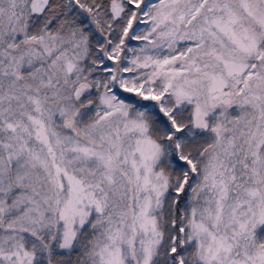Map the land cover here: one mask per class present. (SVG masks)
<instances>
[{"label":"rangeland","instance_id":"obj_1","mask_svg":"<svg viewBox=\"0 0 264 264\" xmlns=\"http://www.w3.org/2000/svg\"><path fill=\"white\" fill-rule=\"evenodd\" d=\"M48 1L0 0V264H264V0Z\"/></svg>","mask_w":264,"mask_h":264},{"label":"trees","instance_id":"obj_2","mask_svg":"<svg viewBox=\"0 0 264 264\" xmlns=\"http://www.w3.org/2000/svg\"><path fill=\"white\" fill-rule=\"evenodd\" d=\"M92 1H95V3L100 5V6L109 7L116 0H92ZM217 1L221 2L222 0H217ZM65 3H66V0H49L47 7H46V10H50L52 7H57V6H60L62 4L64 5ZM10 9L13 11L11 6H10ZM219 14H220V12H219ZM205 17H207V16H203V17H200L198 19L195 18L196 20L193 19L192 21L189 20L187 22V25H188L187 29H189V33L187 35H191L193 33L194 36L198 37V39L202 41L203 37H205V35H204V31L201 30V28H202L201 25L203 23H207ZM210 28H211L212 32L215 34L214 36H212V41H214V43L217 44L219 42V39H220V34L217 32L216 27L214 25H211ZM190 29H193L194 32H191ZM186 43L191 45L190 39L188 40V38H187ZM8 54L10 55L11 53H8ZM100 76H102V75L100 74ZM166 96L173 98L172 92L167 93ZM137 105L139 106V104H137ZM179 204H180V202H178L177 206H175V212L176 213L179 212V206H178ZM48 253L50 254V251ZM49 254H45V257L43 259H41L40 261H38V264H52L51 255H49Z\"/></svg>","mask_w":264,"mask_h":264},{"label":"water","instance_id":"obj_3","mask_svg":"<svg viewBox=\"0 0 264 264\" xmlns=\"http://www.w3.org/2000/svg\"><path fill=\"white\" fill-rule=\"evenodd\" d=\"M84 88H86V85H81V86H80V89H84ZM77 92H78V90H77ZM77 92H76V93H77ZM88 105H89V104H88Z\"/></svg>","mask_w":264,"mask_h":264}]
</instances>
